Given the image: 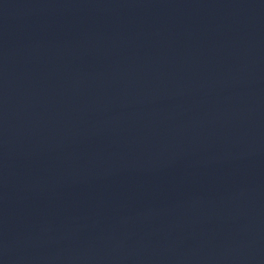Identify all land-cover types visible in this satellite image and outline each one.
Masks as SVG:
<instances>
[{
  "label": "water",
  "instance_id": "95a60500",
  "mask_svg": "<svg viewBox=\"0 0 264 264\" xmlns=\"http://www.w3.org/2000/svg\"><path fill=\"white\" fill-rule=\"evenodd\" d=\"M0 264H264V0H0Z\"/></svg>",
  "mask_w": 264,
  "mask_h": 264
}]
</instances>
